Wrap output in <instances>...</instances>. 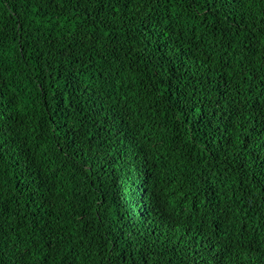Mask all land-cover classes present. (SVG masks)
Masks as SVG:
<instances>
[{
    "label": "trees",
    "instance_id": "trees-1",
    "mask_svg": "<svg viewBox=\"0 0 264 264\" xmlns=\"http://www.w3.org/2000/svg\"><path fill=\"white\" fill-rule=\"evenodd\" d=\"M0 264H264V0H0Z\"/></svg>",
    "mask_w": 264,
    "mask_h": 264
}]
</instances>
